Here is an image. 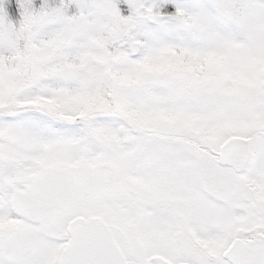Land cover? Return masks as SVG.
<instances>
[{
	"label": "snow or ice",
	"instance_id": "1",
	"mask_svg": "<svg viewBox=\"0 0 264 264\" xmlns=\"http://www.w3.org/2000/svg\"><path fill=\"white\" fill-rule=\"evenodd\" d=\"M0 264H264V0H0Z\"/></svg>",
	"mask_w": 264,
	"mask_h": 264
}]
</instances>
